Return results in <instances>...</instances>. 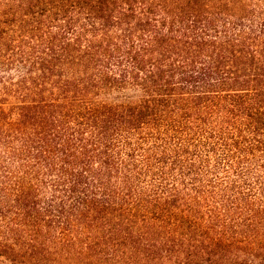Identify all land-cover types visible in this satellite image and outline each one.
I'll use <instances>...</instances> for the list:
<instances>
[{
	"label": "trees",
	"instance_id": "16d2710c",
	"mask_svg": "<svg viewBox=\"0 0 264 264\" xmlns=\"http://www.w3.org/2000/svg\"><path fill=\"white\" fill-rule=\"evenodd\" d=\"M0 264H264V0H0Z\"/></svg>",
	"mask_w": 264,
	"mask_h": 264
}]
</instances>
